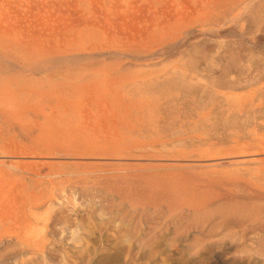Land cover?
Here are the masks:
<instances>
[{"label": "rangeland", "instance_id": "rangeland-1", "mask_svg": "<svg viewBox=\"0 0 264 264\" xmlns=\"http://www.w3.org/2000/svg\"><path fill=\"white\" fill-rule=\"evenodd\" d=\"M0 44V264H264V0H0Z\"/></svg>", "mask_w": 264, "mask_h": 264}, {"label": "bare ground", "instance_id": "bare-ground-1", "mask_svg": "<svg viewBox=\"0 0 264 264\" xmlns=\"http://www.w3.org/2000/svg\"><path fill=\"white\" fill-rule=\"evenodd\" d=\"M5 45H7L6 43H4ZM4 44H0V54L1 55H3L5 58H9V57H11V54L9 53V48H8V46H5ZM73 56V55H72ZM35 58V57H34ZM34 62H36L37 63V65H38V69L39 70H42V71H45V72H48V71H50V70H53V68H57L60 64L58 63V64H56V63H54L52 60H47V59H43V60H37L36 61V59H35V61ZM72 75V74H71ZM1 82V81H0ZM4 82H9L8 80L7 81H4ZM10 83V82H9ZM18 85V84H17ZM16 85V86H17ZM5 88V87H4ZM8 89H9V87H8ZM53 90V89H52ZM65 90H69L68 88H66ZM66 92V91H65ZM5 93V92H4ZM67 93H68V91H67ZM6 94V93H5ZM23 94V93H22ZM13 95L16 97V95L17 94H14L13 93ZM12 95V96H13ZM8 96V95H7ZM14 97V98H15ZM14 98H12V99H14ZM16 98H18V96L16 97ZM22 98H23V96H22ZM19 100V99H18ZM17 99H15L14 100V102L16 103V101H18ZM22 100V99H21ZM19 103V102H18ZM49 145V144H48ZM174 149V148H173ZM172 149V150H173ZM47 150H48V152H49V154H47V156H46V158L47 159H49V160H51V159H57V158H60L62 155L61 154H59V153H56V148H55V145L53 146V145H50V146H48L47 147ZM77 150V149H76ZM171 150V151H172ZM45 151V150H44ZM169 151V150H168ZM251 152H245V153H240V154H236V155H240V156H243V157H245L246 155H248V157L246 156L245 158H242L241 157V159H235V155H234V157L232 156L231 158H234V160L235 161H233V162H235V164L236 165H238V164H240V165H245V164H242V163H249V162H257V161H259V159H258V155L260 156V155H264V151H261V152H254V154L253 155H251L250 154ZM253 153V152H252ZM178 154H179V152H178ZM188 155H190V154H188ZM249 155H251V156H249ZM42 156V155H41ZM64 156V155H63ZM194 156V155H193ZM240 156H238V157H236V158H239ZM68 156H66V158H67ZM112 157V156H111ZM117 157H119V156H117ZM45 158V159H46ZM65 158V159H66ZM120 158V157H119ZM121 158H122V155H121ZM143 157H141V159H142ZM166 158H168V161H171V159H172V161H175V160H173L174 158L172 157V158H170V160H169V157H166ZM176 158V157H175ZM183 157H180L179 159H182ZM188 158H190V157H188ZM264 158V157H263ZM82 159V158H81ZM143 159H145V158H143ZM177 159V158H176ZM179 159H177L178 161H179ZM183 159H185V158H183ZM191 159V158H190ZM194 159V157L192 158V160ZM201 159V158H200ZM207 159H209L208 157H207ZM210 159H212L211 157H210ZM230 159V158H229ZM117 160V159H116ZM131 160V159H130ZM138 160H140V159H138ZM157 160V159H156ZM159 160V159H158ZM161 161H165V159H160ZM189 160V159H188ZM213 160V159H212ZM141 161V160H140ZM167 161V160H166ZM167 161V162H168ZM182 161V160H181ZM181 161H179V163L181 162ZM194 161L196 162V160L194 159ZM199 161H201V160H199ZM122 162H127L128 163V161L126 160V159H124V160H122ZM130 162V161H129ZM137 162V161H136ZM152 162V161H151ZM187 162V161H186ZM133 164H134V162H132ZM170 163V162H169ZM185 163V162H184ZM218 163V162H217ZM262 163V162H261ZM160 164H162V163H160ZM168 164V163H167ZM177 164V163H176ZM176 164H172V165H174V166H176V167H174L176 170H183L185 167L184 166H179V164L178 165H176ZM187 163H185V165H186ZM198 164H200V167H202V168H209V167H212V166H215V164L212 162V161H210V162H206V161H204L203 162V160H202V163H197V165ZM230 164H232L231 162H230ZM251 164H254V163H251ZM250 164V165H251ZM256 164V163H255ZM264 164V163H263ZM182 165H184V164H182ZM188 166H189V164H187ZM191 165H193V164H191ZM162 166H163V169L165 170V166H164V164H162ZM179 168H178V167ZM199 166V165H198ZM198 166H196V168H198ZM120 168H121V165L119 166ZM191 167V166H190ZM199 167V168H200ZM216 167V166H215ZM214 167V168H215ZM220 167V166H219ZM157 168H160V170L158 171V172H160V171H162L161 170V166L160 167H157ZM174 168H172V170L174 169ZM187 168V167H186ZM193 169H195V167H192ZM191 168V169H192ZM202 168H200V169H202ZM168 169H170V167L168 168ZM168 169L167 170H165V171H168ZM173 170L174 172L176 171V170ZM189 169V168H188ZM190 169V170H191ZM199 169V170H200ZM256 169V168H255ZM156 170H158V169H156ZM251 170V169H250ZM115 171V170H114ZM129 171V170H128ZM138 171V170H137ZM165 171H163V172H165ZM170 171H171V169H170ZM184 171H186L185 169H184ZM196 171H198V169H196ZM118 172H121V173H123V171H117L116 172V174H114V173H112V172H110L109 174H113L114 176H116V177H118L119 176V178L117 179V180H119V179H121L120 181H123L124 183H125V181H127V180H129V178H130V180L133 178H135V180L137 179V182L136 183H138V184H135V181L133 180L132 181V184L130 183H128V182H126L125 183V185L127 186L128 185V191H130L131 193L130 194H133L134 192H136L137 193V195L138 196H140L139 194H138V192H144V196L142 195V196H140V197H142V199L143 198H148V199H150V201H151V203H153V204H159L160 202H162V203H164V205H166V206H168V208H175L176 206H178L179 205V203H181V200H183V198H185V199H187V198H190V199H192V197H195L196 195V193H198V192H196L195 194L194 193H192L191 191H192V189H193V187H194V185H193V187L191 188V185H187V187L188 186H190V187H188L189 188V191H188V189L186 188H183V185H182V183L184 182V183H186L187 181L185 180V181H181V185H182V187L180 186V182H178L179 180L178 179H176V180H178V181H176V180H172L171 181V178H169L168 179V181H165V180H162V179H155V178H153V177H151V176H155L156 174H151V176H150V174H149V176L147 177V176H145V177H143L144 175H146V174H138V175H140L139 177H140V179H139V177H124V175L122 176V174L121 173H119V174H121V175H117V173ZM134 172V171H133ZM155 172V171H154ZM169 172V171H168ZM108 173V172H107ZM107 173H104V175L105 174H107ZM126 173V172H125ZM132 173V172H131ZM187 173V172H186ZM103 174V173H102ZM111 174V175H112ZM158 174H162V173H158ZM192 175V174H191ZM161 177V176H160ZM115 178V177H114ZM181 178H184V177H181ZM186 178V177H185ZM127 179V180H126ZM139 179V180H138ZM173 179V178H172ZM187 179V178H186ZM115 180H116V178H115ZM170 180V181H169ZM139 181L141 182V184L139 185ZM129 182H131V181H129ZM188 182H190L189 181V179H188ZM179 183V184H178ZM187 184V183H186ZM191 184H192V182H191ZM143 186H145V188L143 189ZM204 186V185H203ZM142 188V189H141ZM148 188V189H147ZM190 188H191V191H190ZM144 190H146V191H144ZM197 191H199L198 189H196ZM195 190V188L193 189V191L195 192L196 191ZM211 191V190H210ZM189 192V193H188ZM191 192V193H190ZM201 192V191H200ZM206 192V191H205ZM234 192V191H233ZM125 194H127V193H125ZM194 194V195H193ZM206 195V194H205ZM127 196V195H126ZM207 196V195H206ZM195 198H198V197H195ZM144 200V199H143ZM145 200H147V199H145ZM149 201V200H148ZM132 204V203H131ZM191 204H192V207H194L195 209H198V208H200V207H202V204H200V203H198V201L196 202V199H195V201H193V199H192V201H191ZM186 206V205H185ZM183 207V206H182ZM178 210V209H177ZM195 213V212H194ZM198 216V215H197ZM206 218V217H205ZM246 229V228H245ZM260 229V228H259ZM264 229V228H263Z\"/></svg>", "mask_w": 264, "mask_h": 264}]
</instances>
